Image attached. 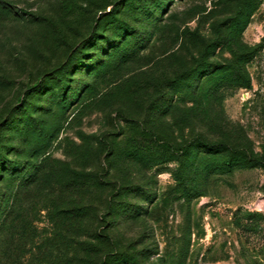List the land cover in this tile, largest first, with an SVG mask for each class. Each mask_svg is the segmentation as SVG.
<instances>
[{
  "label": "rangeland",
  "instance_id": "374dc122",
  "mask_svg": "<svg viewBox=\"0 0 264 264\" xmlns=\"http://www.w3.org/2000/svg\"><path fill=\"white\" fill-rule=\"evenodd\" d=\"M261 161L264 0H0V264H264Z\"/></svg>",
  "mask_w": 264,
  "mask_h": 264
},
{
  "label": "trees",
  "instance_id": "16d2710c",
  "mask_svg": "<svg viewBox=\"0 0 264 264\" xmlns=\"http://www.w3.org/2000/svg\"><path fill=\"white\" fill-rule=\"evenodd\" d=\"M248 84H249V83L246 82V83H243L242 85H239V86H240V87H247ZM219 146H221V147H225V145H219V144L210 145L209 147H210L211 149H213V150H216V149L219 148ZM260 166H261L262 168H264V161H261V162H260Z\"/></svg>",
  "mask_w": 264,
  "mask_h": 264
}]
</instances>
